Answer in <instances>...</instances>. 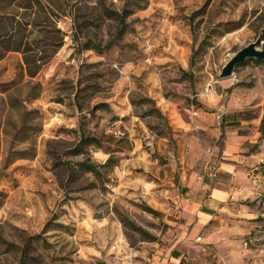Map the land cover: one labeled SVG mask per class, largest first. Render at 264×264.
I'll return each instance as SVG.
<instances>
[{
  "label": "rangeland",
  "instance_id": "obj_1",
  "mask_svg": "<svg viewBox=\"0 0 264 264\" xmlns=\"http://www.w3.org/2000/svg\"><path fill=\"white\" fill-rule=\"evenodd\" d=\"M55 1L67 34L42 71L26 77L18 52L0 59V264H264V62L218 77L264 38V0ZM123 6L114 38L103 9ZM71 16L79 40L112 44L78 51ZM78 131L97 142L67 153ZM224 163L229 196L191 235L190 187Z\"/></svg>",
  "mask_w": 264,
  "mask_h": 264
},
{
  "label": "trees",
  "instance_id": "obj_2",
  "mask_svg": "<svg viewBox=\"0 0 264 264\" xmlns=\"http://www.w3.org/2000/svg\"><path fill=\"white\" fill-rule=\"evenodd\" d=\"M55 2V0H0V59L9 51L18 52L21 55L24 75L28 78L36 77L65 42L64 36L67 33L57 26V21L60 18L56 14L58 11H62V15L66 14L63 13L64 3L60 1L55 4ZM103 13L116 24L114 38L121 36L127 27L125 19L131 13L130 10L125 6L119 10H112L106 7L103 9ZM67 14L70 16L69 13ZM69 18H71V31L68 35L72 41H75L78 51L88 49L101 53L112 44L114 39L105 43H100L92 38L79 40L75 27L80 28V25L77 24L75 26L73 16ZM256 62H264V60ZM5 88L2 90H9V88ZM39 91V83L31 84L22 100L29 102L35 99ZM10 98V94L7 95L9 105ZM14 98L12 99L16 100ZM75 106L79 107L76 101ZM156 112L159 115L157 109ZM33 132L34 130L31 129L30 133ZM26 137L29 136L22 137L19 142H24ZM90 142L96 143L97 141L94 137L84 136L78 131V141L67 153H82V145ZM30 155L31 152L27 150L17 151L14 158H27ZM77 165L86 172L98 173V165L96 164L80 161ZM262 165L264 166V163ZM31 238L34 237L28 236L20 248L21 259L28 255L29 240ZM178 264L188 263L181 259Z\"/></svg>",
  "mask_w": 264,
  "mask_h": 264
},
{
  "label": "crops",
  "instance_id": "obj_3",
  "mask_svg": "<svg viewBox=\"0 0 264 264\" xmlns=\"http://www.w3.org/2000/svg\"><path fill=\"white\" fill-rule=\"evenodd\" d=\"M224 165H226V163L215 169V171H208L207 176L209 175L215 177L214 179H211V184L197 181V183L195 182L190 187L192 208L195 206L194 214L197 216L191 227V235H193L195 232L197 233V228L200 227L203 221H205L207 218L214 217L215 210L219 209V202L223 201L229 196L230 178L232 176L230 175L228 168L223 169ZM207 176H204L202 179L204 181L207 180ZM210 185L211 190L209 191L207 201L202 204L200 202V198L204 193V188L209 187ZM232 197L234 198L233 195ZM170 257L172 260H175L178 257L177 251L173 249L171 251Z\"/></svg>",
  "mask_w": 264,
  "mask_h": 264
},
{
  "label": "water",
  "instance_id": "obj_4",
  "mask_svg": "<svg viewBox=\"0 0 264 264\" xmlns=\"http://www.w3.org/2000/svg\"><path fill=\"white\" fill-rule=\"evenodd\" d=\"M248 59H255L257 61L264 60V38L261 35H258L253 41L248 42L233 52L220 67L218 77L220 79L229 77L234 66Z\"/></svg>",
  "mask_w": 264,
  "mask_h": 264
}]
</instances>
